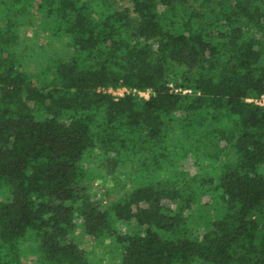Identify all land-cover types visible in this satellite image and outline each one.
<instances>
[{"label":"trees","instance_id":"1","mask_svg":"<svg viewBox=\"0 0 264 264\" xmlns=\"http://www.w3.org/2000/svg\"><path fill=\"white\" fill-rule=\"evenodd\" d=\"M128 1L0 0V251L31 233L41 264H89L79 225L114 264H264V0ZM13 17L58 43L36 72ZM86 159L137 184L101 194Z\"/></svg>","mask_w":264,"mask_h":264},{"label":"rangeland","instance_id":"2","mask_svg":"<svg viewBox=\"0 0 264 264\" xmlns=\"http://www.w3.org/2000/svg\"><path fill=\"white\" fill-rule=\"evenodd\" d=\"M117 2L125 5L129 4L128 0H117ZM13 19H16L20 23V32L16 48L18 55L20 54L19 58L22 67L25 70L36 72L43 66L47 52H53L58 47V43L54 39H51L47 32L40 31L38 24H36L37 22L30 23L25 21V19L18 20L16 17H13ZM0 20L3 23L5 18L3 17ZM37 20L38 19H36V21ZM83 166L88 170L87 175L91 184L94 185L95 190L101 194H106L105 190L111 189L112 193L110 194L115 196L117 191L124 190V184H127L128 187L137 184L134 170L129 162H119L113 172L107 175L99 171L98 168H95L93 161L90 159H86L83 162ZM190 169H192V166H190ZM155 176L156 174H154V177ZM8 195L9 192L7 188L4 185H0V198ZM181 196L183 197H178L175 200L177 206L183 202V198L186 194H182ZM204 203H207L209 213L213 217L219 216L222 213L223 204L220 200L215 199L213 194L207 191L204 193L198 192L195 195L192 207L187 210L191 214L193 227L195 229H198L197 220H199L200 205ZM114 226L119 231L131 230V224L126 220L117 219L114 221ZM73 237L86 249L89 257V264H114L118 260L119 255L117 249L108 238L97 239L91 235H86L82 232L79 225L76 226ZM35 246L36 241L33 234L28 233L18 242V250L15 249V252L12 248L8 255L0 251V263L41 264ZM14 254L17 255V258L19 257V261L14 257Z\"/></svg>","mask_w":264,"mask_h":264},{"label":"built area","instance_id":"3","mask_svg":"<svg viewBox=\"0 0 264 264\" xmlns=\"http://www.w3.org/2000/svg\"><path fill=\"white\" fill-rule=\"evenodd\" d=\"M107 90L112 92L114 95H122L124 92H128L129 88H127L125 86H120V87H117L115 89L108 88ZM132 91L136 92L140 95H143V96H148V94H149V89H146V90L133 89ZM246 100H249V101L252 100L254 102L264 104V94L261 95L260 97H247Z\"/></svg>","mask_w":264,"mask_h":264}]
</instances>
